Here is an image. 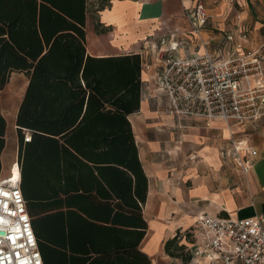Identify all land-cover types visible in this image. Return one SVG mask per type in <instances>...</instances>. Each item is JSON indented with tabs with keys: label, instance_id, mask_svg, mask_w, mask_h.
<instances>
[{
	"label": "trees",
	"instance_id": "trees-1",
	"mask_svg": "<svg viewBox=\"0 0 264 264\" xmlns=\"http://www.w3.org/2000/svg\"><path fill=\"white\" fill-rule=\"evenodd\" d=\"M13 72L28 78L20 187L43 264H150L139 249L147 177L128 120L139 55H87L86 0H0V91ZM5 130L0 112V154ZM179 241L164 252L185 263Z\"/></svg>",
	"mask_w": 264,
	"mask_h": 264
},
{
	"label": "crops",
	"instance_id": "crops-1",
	"mask_svg": "<svg viewBox=\"0 0 264 264\" xmlns=\"http://www.w3.org/2000/svg\"><path fill=\"white\" fill-rule=\"evenodd\" d=\"M196 1L86 0L87 55L137 54L141 60L139 109L128 120L147 177V229L139 249L150 264H188L165 254L164 244L178 236L189 254L200 215L264 217V118L245 126L177 118L165 111L166 98L153 85L165 58L218 54L230 35L235 43L245 35L244 50L264 55V0H202L208 20L198 36L187 18ZM27 85L24 73L13 72L0 91L6 122L1 175L19 159L16 117ZM231 133L257 152L246 174L228 158Z\"/></svg>",
	"mask_w": 264,
	"mask_h": 264
},
{
	"label": "built area",
	"instance_id": "built-area-1",
	"mask_svg": "<svg viewBox=\"0 0 264 264\" xmlns=\"http://www.w3.org/2000/svg\"><path fill=\"white\" fill-rule=\"evenodd\" d=\"M190 32L204 29L208 14L197 0L187 14ZM227 36L221 52L191 53L168 57L153 85L166 98L165 111L177 118L199 119L245 126L264 118V55L244 50ZM228 158L246 174L257 152L245 141L232 137ZM30 132L23 131V142ZM21 169L16 158L0 174V264H43L21 192ZM188 264H264V217L246 219L200 215L191 231Z\"/></svg>",
	"mask_w": 264,
	"mask_h": 264
}]
</instances>
